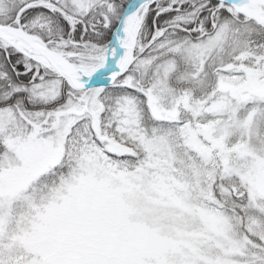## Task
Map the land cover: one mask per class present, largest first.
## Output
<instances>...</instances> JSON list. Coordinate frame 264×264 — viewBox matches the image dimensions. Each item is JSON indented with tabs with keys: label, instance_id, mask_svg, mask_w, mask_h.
<instances>
[{
	"label": "snow or ice",
	"instance_id": "6c2138e0",
	"mask_svg": "<svg viewBox=\"0 0 264 264\" xmlns=\"http://www.w3.org/2000/svg\"><path fill=\"white\" fill-rule=\"evenodd\" d=\"M0 264H264V0H0Z\"/></svg>",
	"mask_w": 264,
	"mask_h": 264
}]
</instances>
